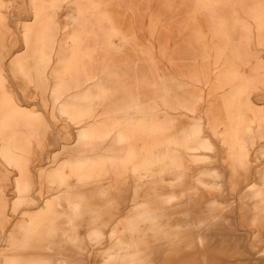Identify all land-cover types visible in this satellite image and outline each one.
Segmentation results:
<instances>
[{"label":"rangeland","instance_id":"1","mask_svg":"<svg viewBox=\"0 0 264 264\" xmlns=\"http://www.w3.org/2000/svg\"><path fill=\"white\" fill-rule=\"evenodd\" d=\"M0 264H264V0H0Z\"/></svg>","mask_w":264,"mask_h":264},{"label":"crops","instance_id":"2","mask_svg":"<svg viewBox=\"0 0 264 264\" xmlns=\"http://www.w3.org/2000/svg\"><path fill=\"white\" fill-rule=\"evenodd\" d=\"M93 193V192H92ZM91 190L87 193V194H84V195H80V197L78 198V200L77 201H79L80 203L77 205V209H79L80 208V206H81V203L82 202H84V200L88 197V196H90L91 194ZM57 261H62V260H58L57 259Z\"/></svg>","mask_w":264,"mask_h":264},{"label":"bare ground","instance_id":"3","mask_svg":"<svg viewBox=\"0 0 264 264\" xmlns=\"http://www.w3.org/2000/svg\"><path fill=\"white\" fill-rule=\"evenodd\" d=\"M101 125H103V123L95 124L94 126L97 127V130H98L99 132H105V131L101 130V128H100ZM83 134H84V133H83ZM83 134H82V135H83ZM82 135H81V136H82ZM82 137H83V136H82Z\"/></svg>","mask_w":264,"mask_h":264}]
</instances>
